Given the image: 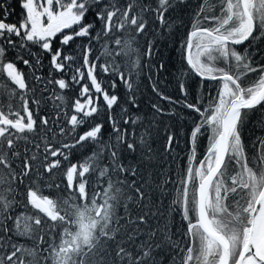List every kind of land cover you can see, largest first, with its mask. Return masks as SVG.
I'll list each match as a JSON object with an SVG mask.
<instances>
[{"label":"snow or ice","instance_id":"snow-or-ice-1","mask_svg":"<svg viewBox=\"0 0 264 264\" xmlns=\"http://www.w3.org/2000/svg\"><path fill=\"white\" fill-rule=\"evenodd\" d=\"M16 3L10 22L0 0V264H264V0Z\"/></svg>","mask_w":264,"mask_h":264},{"label":"trees","instance_id":"trees-1","mask_svg":"<svg viewBox=\"0 0 264 264\" xmlns=\"http://www.w3.org/2000/svg\"><path fill=\"white\" fill-rule=\"evenodd\" d=\"M195 2V0H194ZM13 6H15L16 8V14L12 15L9 17V21L10 22H16L18 19V14L20 12V8L18 6V4L16 3V0H13ZM262 49H264V45H259ZM243 46H241L242 48ZM165 55V59H166V71L163 73H160V79L162 81H165V85H161L162 88H165V90L167 91L168 94L170 95H178V92L176 90V84L175 81L173 79V73L176 67H178V53L177 52H168L165 51L164 53ZM169 56L171 57L169 59ZM257 59H259L261 62H264V51L261 52V54L259 56H257ZM22 67V65H21ZM46 71V69H45ZM145 74L141 77V81H140V87H141V92L142 95L140 96V100H141V108L144 112H148L150 111L148 105L149 102L154 99V95L151 91V87L149 86V81L147 79V75H148V69L144 70ZM249 80L252 79V77L248 78ZM247 83V80L245 81ZM117 93L123 96V88L122 86L118 85L117 89H116ZM66 93L69 97H74L75 96V91L73 90H66ZM254 119V118H253ZM258 134V130L253 127V125L251 123H249L244 130V138H245V142H250L251 139L253 138L254 135ZM207 143V137L202 138L201 140V152L204 151L205 145ZM184 142L183 140L181 141V145L180 147L183 148ZM181 155L183 156L184 153H181ZM78 157H73V159H76ZM184 161L183 159L176 162V163H172L170 165V167L172 169H175L176 171H179V169L183 166ZM53 195H55V193H52Z\"/></svg>","mask_w":264,"mask_h":264}]
</instances>
